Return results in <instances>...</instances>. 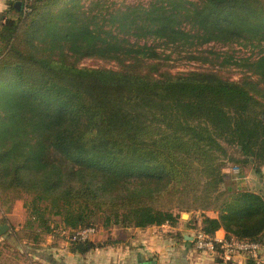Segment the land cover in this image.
Wrapping results in <instances>:
<instances>
[{"label": "trees", "instance_id": "1", "mask_svg": "<svg viewBox=\"0 0 264 264\" xmlns=\"http://www.w3.org/2000/svg\"><path fill=\"white\" fill-rule=\"evenodd\" d=\"M198 1L83 10L78 0H14L0 14V194L30 197L33 244L56 230L95 229L101 218L106 232L176 226L165 202L190 196L216 215H203L198 232L264 243V198L220 189L223 159L257 175L264 166L263 0ZM210 43L258 56L198 58L240 69V81L162 71L159 48L192 55ZM86 58L117 68L78 67ZM100 247L87 240L68 250Z\"/></svg>", "mask_w": 264, "mask_h": 264}, {"label": "rangeland", "instance_id": "2", "mask_svg": "<svg viewBox=\"0 0 264 264\" xmlns=\"http://www.w3.org/2000/svg\"><path fill=\"white\" fill-rule=\"evenodd\" d=\"M101 2L103 6H110L112 9L122 8L127 5H142L147 7L152 0H78L79 6L83 10H87L95 2ZM196 3L198 0H187ZM199 2V1H198ZM264 6V0H263ZM152 39L148 41V44H152ZM160 40L153 41V44L160 46ZM142 43V42H140ZM161 47V46H160ZM161 55V62L163 64L162 71L170 74H181L193 71L210 70L216 72L219 76L230 81H240L243 77V73L240 69H220L217 67L203 64L198 58L208 56L209 51H226L228 54L233 52V55L243 58L254 59L258 56V49H252L250 47L244 48L235 44L221 45L217 44L212 46L202 45L198 47V50L192 52V55L179 49L164 50ZM195 55L196 57H194ZM80 68H110L116 69L117 65L114 62L103 61L100 59L86 58L78 62ZM222 173L225 174L224 182L220 185L221 191H225L226 188H232L233 190H243L256 192L259 181L263 179L262 173L257 175L252 169H240L234 163L229 162L227 159H223ZM264 167V166H263ZM262 169V168H261ZM30 200L29 196L22 195L21 197L11 194H0V224H7L8 230L6 233L0 236V264H50L48 260L52 259L57 261V264H63L65 262L64 256L66 249H69L70 243L68 235L63 231L56 230L52 235H44L39 243L33 244L32 235L37 232L28 228L26 225L27 209L26 204ZM194 198L192 196L185 198L184 202L180 204V200H172V202H165V205L171 207L173 213L178 215V223H181L190 233L192 246L194 248V237L198 232V227L201 223L202 216L216 217L211 212V208L207 211H200L201 206L198 200L193 203ZM185 203V204H184ZM201 203V202H200ZM192 206L190 209H186V206ZM185 215V216H183ZM58 219H53V223H57ZM103 218L98 219L94 224L96 227V234L90 241L94 243L98 242V238L102 236L106 230L101 226ZM120 231L121 229L113 227L110 231ZM37 231V230H36ZM101 244V243H100ZM69 251V250H68ZM220 257V255H219ZM222 257V253H221ZM220 257V258H221ZM227 263L228 260H223Z\"/></svg>", "mask_w": 264, "mask_h": 264}, {"label": "crops", "instance_id": "3", "mask_svg": "<svg viewBox=\"0 0 264 264\" xmlns=\"http://www.w3.org/2000/svg\"><path fill=\"white\" fill-rule=\"evenodd\" d=\"M10 1L14 0H0V14L7 9ZM261 173L263 179L259 181L255 193L264 198V167ZM190 236L181 223L176 226L112 230L98 238L102 247L86 254H71L66 249L63 264H246L248 260L247 255L238 254L224 263L215 255L197 252L191 245ZM214 237L224 239V232L219 230ZM255 263L264 264V243L260 245Z\"/></svg>", "mask_w": 264, "mask_h": 264}, {"label": "built area", "instance_id": "4", "mask_svg": "<svg viewBox=\"0 0 264 264\" xmlns=\"http://www.w3.org/2000/svg\"><path fill=\"white\" fill-rule=\"evenodd\" d=\"M63 233L68 235L67 241L69 243H81L91 240L95 236L96 231L92 227H85L72 231H64ZM194 249L203 254L215 255L219 253L220 257L222 253L221 259L226 261H229L232 256L238 254H245L249 258L256 260L260 251V245L247 241L239 242L234 240L227 241L217 237L210 238L201 232H197L194 237Z\"/></svg>", "mask_w": 264, "mask_h": 264}, {"label": "water", "instance_id": "5", "mask_svg": "<svg viewBox=\"0 0 264 264\" xmlns=\"http://www.w3.org/2000/svg\"><path fill=\"white\" fill-rule=\"evenodd\" d=\"M14 7L16 8V10H20L22 8V3L19 1H16V2H14ZM183 216H185V215H183ZM8 228L9 227L7 224H2V225L0 224V236L3 235L4 233H6Z\"/></svg>", "mask_w": 264, "mask_h": 264}]
</instances>
